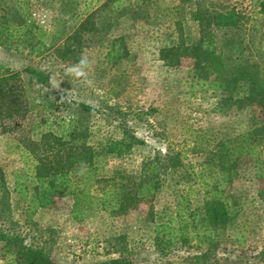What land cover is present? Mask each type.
Wrapping results in <instances>:
<instances>
[{
	"label": "trees",
	"instance_id": "trees-1",
	"mask_svg": "<svg viewBox=\"0 0 264 264\" xmlns=\"http://www.w3.org/2000/svg\"><path fill=\"white\" fill-rule=\"evenodd\" d=\"M158 1L37 0L36 4L52 12L49 27L43 28L32 15L31 0H0V45L20 42L30 54L53 58L65 66L78 63L82 51L98 46L105 49L104 61L115 65L129 57L125 30L135 27L138 20L152 22L159 39L163 36L157 56L164 67L179 70L185 66L192 86L217 96V112L245 113L244 131L213 144L206 138L204 145H199L198 135L189 148L203 156L196 164L198 170L184 163L181 149L170 147L155 150L136 170L121 164L106 169L107 158L123 161L144 144L129 129L124 113L116 110L122 117L112 120L117 122V136L91 143L93 133L82 119L103 114L100 109L76 103L73 114L64 117V105L44 93V89L56 92L48 71L26 66L22 76L0 66V120L14 122L11 131L3 128L2 133L16 129L22 133L16 148L22 150L25 164V169L14 174L12 189L0 166V222L10 213L12 194L25 204L29 217L69 196L70 216L76 223L99 212L122 217L144 208L145 217L153 223L157 260L184 253V264H217L223 258L218 254L223 253L227 254L224 264H264V250L252 256L242 251L232 261L233 250L220 249L224 234L236 227L241 215L231 189L246 170H254L262 183L257 196L264 201V29L255 27L253 17L230 0H175L156 7ZM257 14L264 15V0L259 1ZM34 86L39 88L35 96L26 97L25 89ZM109 91L115 93L116 87ZM27 114L35 121L27 122L24 129L20 122ZM82 163L86 165L83 174ZM167 181L173 182L175 209L155 213V197ZM225 239L232 242L229 235ZM116 240L112 248L117 257L98 264H141L127 257L124 234ZM237 240L244 243L243 236ZM0 261L60 264L45 245L26 243L3 226Z\"/></svg>",
	"mask_w": 264,
	"mask_h": 264
},
{
	"label": "rangeland",
	"instance_id": "rangeland-1",
	"mask_svg": "<svg viewBox=\"0 0 264 264\" xmlns=\"http://www.w3.org/2000/svg\"><path fill=\"white\" fill-rule=\"evenodd\" d=\"M174 1L159 0L156 7H166ZM230 1L253 17L255 27L264 29V15L257 14L258 3L262 0ZM31 2V12L36 22L48 28L52 12L36 4L37 0ZM134 25L124 32L127 35V59L112 65L104 61L103 47L93 46L86 50L92 61L88 70L90 83L66 75V69L70 66L53 58L30 54L29 49L22 48L23 43L20 42L10 43L7 47L0 45V66L21 72L22 76H25L22 70L26 66L48 71L56 92L44 89V93L64 105L61 112L64 117L73 114L76 103H86L100 109L101 115L81 118L93 133L91 143H96L103 136H117V122L112 120L121 116L116 110H120L122 115L124 113L123 118L129 129L144 144L135 148L123 161L107 158L106 169L121 164L128 170H136L144 158L154 155L155 150L165 151L170 147L181 149L185 156L184 163H191L198 170L196 164L202 161L203 156L189 151L196 137L201 136L199 145H204L203 140L206 138L213 144L222 137L239 134L245 129V113L223 115L217 112V96L210 90L199 91L192 86L185 66L179 70L168 69L158 59L157 50L164 41L163 36L160 35L159 39L156 34L154 23L138 20ZM112 86L116 87L115 93L109 91ZM38 89L35 86L25 89L26 97L33 98ZM46 94L44 96L47 97ZM103 105L107 108H102ZM111 107L115 108L117 115L112 114L114 111L110 112ZM32 121H35L33 115L27 114L26 119L20 122L21 128L26 129L27 122ZM13 127L14 122L0 120V166L10 189L14 184V174L25 169L23 152L16 148L17 137L22 133L17 129L2 133L4 129L10 128L11 131ZM41 130L43 127L38 129ZM261 187L262 183L252 169L246 170L232 184L231 191L238 198L241 215L236 227L224 234L220 245L223 251L233 250L230 256L232 261H236L242 251L252 256L264 250V201L257 196ZM172 192L173 182H165L155 197V213L162 214L164 208L166 212L175 209ZM10 197V213L4 214L5 223L0 222V227L20 234L26 243L45 245L51 257L60 264H98L117 257L113 253L116 248L112 247L118 242L116 238L120 234L126 236L129 249L127 257L137 263L184 264V253L156 259L153 223L145 217L144 208L122 217H111L108 213L99 212L76 223L70 216L72 199L69 196L57 199L52 207L40 209L30 217L25 204L13 194ZM226 235L231 237L232 242L225 239ZM240 236L244 237V243L238 242ZM222 255V260L217 264H224L223 259L227 254H218L219 257ZM0 264L6 262L0 261Z\"/></svg>",
	"mask_w": 264,
	"mask_h": 264
},
{
	"label": "clouds",
	"instance_id": "clouds-1",
	"mask_svg": "<svg viewBox=\"0 0 264 264\" xmlns=\"http://www.w3.org/2000/svg\"><path fill=\"white\" fill-rule=\"evenodd\" d=\"M92 61L88 58L86 52L81 53L78 63L68 67L66 69V75L73 76L77 79H83L86 83H90L88 80V70L90 69ZM86 165L83 163L80 165V172L83 174Z\"/></svg>",
	"mask_w": 264,
	"mask_h": 264
}]
</instances>
